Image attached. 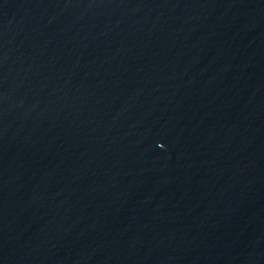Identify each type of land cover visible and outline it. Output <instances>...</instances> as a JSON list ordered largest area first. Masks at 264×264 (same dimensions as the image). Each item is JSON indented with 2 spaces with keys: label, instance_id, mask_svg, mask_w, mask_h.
<instances>
[{
  "label": "water",
  "instance_id": "1",
  "mask_svg": "<svg viewBox=\"0 0 264 264\" xmlns=\"http://www.w3.org/2000/svg\"><path fill=\"white\" fill-rule=\"evenodd\" d=\"M0 264H264V0H0Z\"/></svg>",
  "mask_w": 264,
  "mask_h": 264
}]
</instances>
